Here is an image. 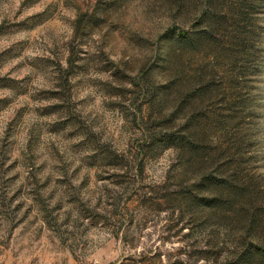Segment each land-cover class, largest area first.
Listing matches in <instances>:
<instances>
[{"label": "rangeland", "instance_id": "rangeland-1", "mask_svg": "<svg viewBox=\"0 0 264 264\" xmlns=\"http://www.w3.org/2000/svg\"><path fill=\"white\" fill-rule=\"evenodd\" d=\"M164 117L205 150L147 151ZM240 132L230 169L254 195L233 203L264 205V0H0V264H224L241 232L264 245V219L191 203Z\"/></svg>", "mask_w": 264, "mask_h": 264}, {"label": "trees", "instance_id": "trees-1", "mask_svg": "<svg viewBox=\"0 0 264 264\" xmlns=\"http://www.w3.org/2000/svg\"><path fill=\"white\" fill-rule=\"evenodd\" d=\"M254 9V6H253ZM248 9L244 12H240V15L245 20L251 21L252 18L248 16ZM252 12L251 15H253ZM249 17V18H248ZM205 33V32H204ZM187 35V33H186ZM185 32H177L171 36L173 43L177 46H181L183 43L184 37L186 36ZM176 85L175 81H170L167 84H162L161 87H158L159 90L155 93V97L158 96L160 99L164 98L170 89H174ZM155 99V98H154ZM182 96L180 98V101ZM162 100H157L155 104H159ZM179 104L177 105V107ZM175 107L172 110V115H176L178 112V108ZM235 120V119H234ZM231 121L224 122L222 126V131L226 128L234 129V126H240V121ZM169 121H174V119L170 120L168 118H162L157 122V127H159L158 132H153L149 136V142L147 143V151H149L152 147L156 148H174L179 152V162L181 161L180 156L182 155V149L186 147L187 151L193 153H197L199 151L205 150V144L193 139L190 140L183 134V129L177 127L178 130H175L172 127L168 128ZM165 127V128H164ZM242 130V129H241ZM227 133V131H224ZM246 133H238L237 140L231 143L229 141L225 142V146L217 147L213 150L217 151V157L215 161H219L220 158L225 157V162L219 164H215L212 169L207 172H204L198 177H200L197 181L193 183V189L196 191V195L191 199V203L199 208L200 212H207L208 215H219L221 213H226L229 210L234 211L236 216H241L243 219V226L258 228L262 225L264 219V205H253L248 207L246 206L248 203L243 199L238 201V203L234 204L235 198H245L247 201L251 200V197L254 195L252 191L249 189H245L240 182L237 181L239 173L241 169H238L240 161V156L246 152L245 147L246 144L243 143V138ZM248 135V133H247ZM233 150V152H229ZM238 157V158H237ZM218 158V159H217ZM251 159V156L249 157ZM182 162V161H181ZM238 162V166H235L233 169H230V165ZM224 167V169H222ZM207 191L206 193H202ZM263 209V210H261ZM243 234L244 242L240 249L234 251L230 256L225 258L224 264H264V245L263 240H256L255 244L251 242L254 239L250 236L249 231L241 232ZM242 238V237H241ZM254 242V241H253Z\"/></svg>", "mask_w": 264, "mask_h": 264}, {"label": "clouds", "instance_id": "clouds-1", "mask_svg": "<svg viewBox=\"0 0 264 264\" xmlns=\"http://www.w3.org/2000/svg\"><path fill=\"white\" fill-rule=\"evenodd\" d=\"M20 0H17V3H19ZM65 16L67 17H70L71 20H75L76 19V13L73 11L71 13H64ZM56 26H57V29H58V32L57 34L59 36L62 37V39L64 40H68V39H71L72 35H73V28L68 24V23H64V22H61L60 20H57L55 22ZM98 39V37H97ZM115 59V57H113Z\"/></svg>", "mask_w": 264, "mask_h": 264}]
</instances>
